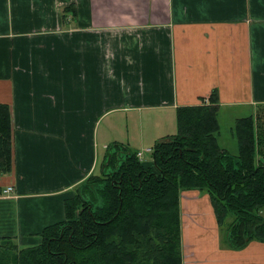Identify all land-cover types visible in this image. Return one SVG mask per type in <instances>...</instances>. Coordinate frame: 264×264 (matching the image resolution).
<instances>
[{"label":"crops","instance_id":"obj_1","mask_svg":"<svg viewBox=\"0 0 264 264\" xmlns=\"http://www.w3.org/2000/svg\"><path fill=\"white\" fill-rule=\"evenodd\" d=\"M1 102L13 168L0 175V239L36 245L110 144L152 148L183 106L233 122L264 113V0H0ZM206 198L181 193L183 264H264L263 241L225 246Z\"/></svg>","mask_w":264,"mask_h":264},{"label":"trees","instance_id":"obj_2","mask_svg":"<svg viewBox=\"0 0 264 264\" xmlns=\"http://www.w3.org/2000/svg\"><path fill=\"white\" fill-rule=\"evenodd\" d=\"M10 114L1 102L0 175L13 168ZM219 120L217 105L179 107L177 133L152 147L156 169L110 144L100 174L66 200V220L36 245L0 239V264H183L181 193L191 189L209 195L225 246L264 242V113L237 119V154L221 146Z\"/></svg>","mask_w":264,"mask_h":264},{"label":"rangeland","instance_id":"obj_3","mask_svg":"<svg viewBox=\"0 0 264 264\" xmlns=\"http://www.w3.org/2000/svg\"><path fill=\"white\" fill-rule=\"evenodd\" d=\"M65 7H67V6H65ZM64 7V8H65ZM63 8V9H64ZM62 9V10H63ZM74 12L73 11H64L63 10V17L65 18V20L69 23L70 21H72V19H74L73 17H74ZM74 24H75V22H74ZM63 27H64V25H63ZM56 34H58V35H60V34H62V33H56ZM219 113H220V115H219V119H221L220 120V124H221V131H220V134L221 135H219L220 136V143H221V145L222 146H224L225 147V149H227L230 153H233V154H237L238 153V143H237V139H236V137H234L235 136V134H234V136H233V133H234V128H235V123L236 122H233L234 120H233V115L231 114L232 112H230L229 111V109H223V110H220L219 111ZM259 112H257L256 114H258ZM236 121H237V119H236ZM11 124H12V120H11ZM232 129V130H231ZM173 135H175V134H173ZM102 150V152L104 151V150H106V149H101ZM133 150H135V149H133ZM135 151H138V150H135ZM146 154V153H145ZM144 154V155H145ZM149 156H152L150 153H148V154H146V156L143 158V162L145 163V161H146V163L147 162H150L151 161V159L149 158ZM207 196V195H206ZM202 197H204V195H202ZM209 199V198H208ZM206 200H207V198H206ZM208 201V203H210L209 202V200H207ZM207 203V204H208ZM263 214H264V211L262 212ZM230 220H232V218L230 219ZM224 231V230H223ZM182 244H183V237H182ZM18 245V244H17ZM23 247H25V246H23Z\"/></svg>","mask_w":264,"mask_h":264},{"label":"built area","instance_id":"obj_4","mask_svg":"<svg viewBox=\"0 0 264 264\" xmlns=\"http://www.w3.org/2000/svg\"><path fill=\"white\" fill-rule=\"evenodd\" d=\"M146 152H148V153H151L152 152V148H145V149H143V150H139L138 152H137V156H138V158L141 160V161H144L143 160V158H144V154L146 153ZM13 190V186H7L6 188H5V190H4V192L6 193V194H9L10 193V191H12Z\"/></svg>","mask_w":264,"mask_h":264},{"label":"flooded vegetation","instance_id":"obj_5","mask_svg":"<svg viewBox=\"0 0 264 264\" xmlns=\"http://www.w3.org/2000/svg\"><path fill=\"white\" fill-rule=\"evenodd\" d=\"M152 167H153L154 169H156V168H155V165H154V161H153V166H152ZM208 196H209V195H208ZM209 199H210V197H209Z\"/></svg>","mask_w":264,"mask_h":264}]
</instances>
